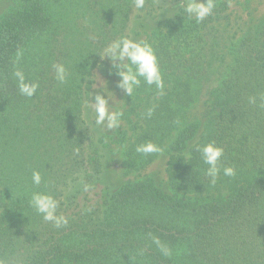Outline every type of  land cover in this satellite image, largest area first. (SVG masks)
I'll list each match as a JSON object with an SVG mask.
<instances>
[{
    "label": "trees",
    "instance_id": "trees-1",
    "mask_svg": "<svg viewBox=\"0 0 264 264\" xmlns=\"http://www.w3.org/2000/svg\"><path fill=\"white\" fill-rule=\"evenodd\" d=\"M213 2L211 14L197 22L181 16L182 0H145L143 9L133 0L9 1L0 14L5 264H264V21L244 32L232 23L229 2ZM163 12L176 15L151 45L163 95L143 80L134 90L130 115L138 121L130 123L125 161L129 174L169 155L173 192L144 178L83 207L80 196L106 171L104 146L86 117L95 71L106 60L99 54L130 38L135 13L158 20L159 30ZM54 64L67 69L66 83L57 81ZM16 70L38 84L33 97L20 94ZM199 103L207 107L204 125L189 118ZM201 125L187 158L183 154ZM212 141L224 149L215 185L195 149ZM148 142L163 152L136 151ZM225 166L234 167L236 176H225ZM33 171L42 176L39 185L32 183ZM34 192L59 201L57 214L68 224L45 221L29 204ZM181 192L195 199H182Z\"/></svg>",
    "mask_w": 264,
    "mask_h": 264
},
{
    "label": "rangeland",
    "instance_id": "rangeland-1",
    "mask_svg": "<svg viewBox=\"0 0 264 264\" xmlns=\"http://www.w3.org/2000/svg\"><path fill=\"white\" fill-rule=\"evenodd\" d=\"M10 0H0V14L7 8ZM230 4V13H232V23L241 30L248 31L258 27L264 21V0H223ZM168 14V15H167ZM168 12H163L159 20L162 21V28L157 29V21L152 20L145 14L135 13L128 33L130 38L134 40H143L152 45L157 36L165 34L168 30L166 21L173 18ZM234 30V29H233ZM241 37V36H240ZM120 77L113 71L108 59H106L102 67L95 71V86L93 95L106 88L110 92L109 111L118 110L123 113L121 117V126L118 129L108 130L105 125L96 124L95 105L91 104L86 110L88 122L92 125L93 133L96 139L102 141L104 153L106 156V171L101 180L92 185V189L87 193H83L79 198V204L83 207L96 202H104L109 199L110 195L117 192L122 186L129 181L136 182L144 178L153 179L156 184L166 193H172V188L168 179V162L169 155H162L145 170L141 172L127 173V164L125 161V151L133 138L131 130V121L137 122L135 114L130 115L132 109V96H128L125 92L117 87ZM107 96V92H105ZM113 99V101L111 100ZM206 105L199 103L189 113L190 121H199L204 125L203 118L206 111ZM203 125L196 138L188 145L184 156L190 157L191 148L200 140ZM125 139V144L122 141ZM182 199H192L194 196L186 193H178ZM225 195V194H224ZM211 200V199H207Z\"/></svg>",
    "mask_w": 264,
    "mask_h": 264
},
{
    "label": "clouds",
    "instance_id": "clouds-1",
    "mask_svg": "<svg viewBox=\"0 0 264 264\" xmlns=\"http://www.w3.org/2000/svg\"><path fill=\"white\" fill-rule=\"evenodd\" d=\"M133 2L137 9L145 7V0H133ZM214 7L213 0H182L181 8L183 9V14L181 16L195 18L197 22H200L211 14ZM21 55V52H17V61ZM99 56L102 60L108 59L111 66L116 70L120 77L117 87L121 88L126 95L132 96L134 90L141 84L142 80L148 85H154L160 91V94L163 95L164 82L158 57L148 42L121 37L119 41L109 45ZM53 67L57 81L61 84L66 83L68 73L65 66L63 64H54ZM14 76L18 81L20 94L28 98L33 97L37 91L38 84L27 82L26 76L21 70H16ZM105 92H107V96ZM109 94L110 92L106 88H103V90L96 93L94 102L90 99L91 94L86 103L95 105L97 125L106 124L108 130H114L121 126L123 113L118 110L109 111V108L112 107L109 104ZM111 100L113 101V99ZM250 103H255V97L250 98ZM153 111V108H149L146 115L151 117ZM195 149L200 153L203 163L208 166L205 172L206 177L209 178L212 185H215L221 173L220 162L224 156L223 147L217 146L215 141H212L203 145L197 144ZM136 151L138 153L151 154L162 153L163 149L154 143L148 142L137 145ZM223 174L227 177H234L237 172L234 167L225 166L223 167ZM41 181L42 176L40 172L33 171L32 183L39 185ZM29 204L37 213L42 215L45 221L52 222L57 227L68 224L67 218L57 214L59 201L53 196L34 192ZM0 264H5V262L0 259Z\"/></svg>",
    "mask_w": 264,
    "mask_h": 264
}]
</instances>
